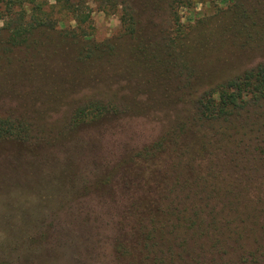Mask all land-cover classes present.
Listing matches in <instances>:
<instances>
[{
	"label": "trees",
	"instance_id": "trees-1",
	"mask_svg": "<svg viewBox=\"0 0 264 264\" xmlns=\"http://www.w3.org/2000/svg\"><path fill=\"white\" fill-rule=\"evenodd\" d=\"M202 1H209L211 14L196 10ZM93 3L120 12L115 37L94 40ZM0 20L2 173L23 167L30 181L33 166L54 163L59 143H76L92 125L107 130L114 120L139 113L149 96L173 100L158 136L132 147L98 180L111 183L120 167L145 181L157 177L155 210L140 228V264H264V0H0ZM240 52L258 53L260 60L223 74L221 65L230 66L228 58ZM67 78H99L127 90L84 97L56 128L28 111L1 112L9 103L15 107L19 88ZM130 171L125 177L134 179L127 189L133 194L141 183ZM2 173L1 184L23 188V178L14 182ZM82 192H92L86 181ZM24 195L11 197L15 208ZM141 201L130 207L146 212L153 203L146 200L142 208ZM6 217L0 219V254L27 245L10 239L15 216ZM37 243L28 242L30 248ZM119 250L131 255L122 242Z\"/></svg>",
	"mask_w": 264,
	"mask_h": 264
},
{
	"label": "rangeland",
	"instance_id": "rangeland-1",
	"mask_svg": "<svg viewBox=\"0 0 264 264\" xmlns=\"http://www.w3.org/2000/svg\"><path fill=\"white\" fill-rule=\"evenodd\" d=\"M195 8L201 13H212L209 1L199 2ZM91 9L94 40L101 42L115 37L121 29L120 12L114 9L101 11L95 3ZM183 14L187 19V11ZM2 25L3 21L0 20ZM260 56L258 53L240 52L233 59L228 58L232 62L230 66L221 65L227 68L223 74L227 76L241 72L260 60ZM151 88L147 86V90ZM123 89L127 90V87L119 82L111 84L101 82L99 78L78 83H71L67 78L65 82L57 80L37 87L19 88L23 97L15 95L16 99L12 100L15 107L9 103L1 112L9 108L28 111L48 128H56L62 125L66 112L84 97L105 91L123 94ZM26 92L30 94L27 96ZM39 92L46 101L38 100ZM152 97L138 105L139 113L106 125L109 130H104L102 125H92L76 143H59L52 149L55 157L50 159L54 163L33 166L30 181L24 180L26 171L23 167H15L9 174L7 171L9 176L6 171L2 173L0 170L1 177H8L11 181L23 178L21 190L16 182H0V219L7 220L6 216L14 215L10 220V239L27 244L7 251L6 248L0 254V264H41L35 260L41 262L42 259H47L42 264H140L143 256L138 245L141 240L140 228L145 220L152 217L149 216L150 212L154 213L157 177L153 175L151 180L145 181L142 175L120 167L117 172H121L111 179V183L98 184V180L134 146L157 137L169 121L165 118L167 114L170 116L173 100L158 102ZM128 171L141 183L133 194L127 190L130 183H134V179L125 177ZM85 181L92 189L89 194L82 192ZM19 191H25L20 209L15 208V199L11 198ZM134 199L142 200V208L146 200L153 203L145 209L146 212L138 208L134 210L130 207ZM32 240L37 241L39 246L30 248L28 242ZM121 242L128 246L131 255L119 253Z\"/></svg>",
	"mask_w": 264,
	"mask_h": 264
}]
</instances>
